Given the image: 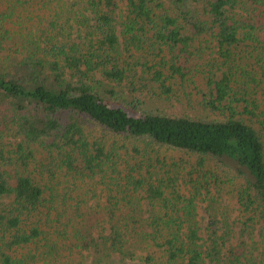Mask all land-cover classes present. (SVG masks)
Returning <instances> with one entry per match:
<instances>
[{
	"label": "trees",
	"instance_id": "16d2710c",
	"mask_svg": "<svg viewBox=\"0 0 264 264\" xmlns=\"http://www.w3.org/2000/svg\"><path fill=\"white\" fill-rule=\"evenodd\" d=\"M35 2L47 13L20 30L18 44L14 24L33 18L28 4ZM2 5L0 264H115L126 257L143 264L251 261L238 252L245 240L236 253L228 246L231 232H219L220 219L209 207L205 222L196 218L192 201L200 187L210 192V179L221 190L219 170L203 172L207 183L194 186L186 199L176 189L167 193L173 183L145 177V161L130 157L140 150L129 142L181 149L197 154L201 165L223 168L245 216L242 232L255 223L264 229V135L239 117L247 114L264 128V105L233 88L245 78L238 76V48L251 71L259 66L263 77L254 87L264 85V0ZM208 35L218 48L206 64L200 45ZM196 77L203 82L200 103L222 118L152 110L141 98H179V87L185 92ZM96 198L104 214L93 211ZM128 208L141 213L130 215ZM141 245L148 253L135 257ZM254 264H264V250Z\"/></svg>",
	"mask_w": 264,
	"mask_h": 264
},
{
	"label": "rangeland",
	"instance_id": "374dc122",
	"mask_svg": "<svg viewBox=\"0 0 264 264\" xmlns=\"http://www.w3.org/2000/svg\"><path fill=\"white\" fill-rule=\"evenodd\" d=\"M7 2L8 0H1L0 7L2 9H5L6 6H3L2 3L5 4ZM28 5V10L31 12L33 18H23L21 20V23L14 24L16 32L15 41L18 44H20V30H23L29 24L36 25V16L47 13L45 11L46 8L42 7L36 2L35 4L32 3ZM26 11L27 10H24L23 8H19L18 14L22 13L23 16H25ZM205 38L206 39L200 45L202 47L200 61L208 64L214 58L212 55L213 50L216 51L218 46L217 43L214 42V38L210 35L206 36ZM233 51L236 54L235 63H237L239 66L237 68L238 76H245V78L238 79L234 84V91L245 92V95L248 99H256L259 105H264V85H258L256 88L254 87V84H260L259 81L261 80L262 76L259 66L254 71H251V60H249L245 56L242 48H238ZM6 53L7 51L2 50L1 55H4ZM8 54L16 53L8 52ZM241 58L242 60L240 62ZM205 69L208 70L209 67L206 66ZM247 70L249 71V73L246 74ZM252 78L256 79L258 83L252 81ZM194 81L195 85H190V87H187L185 92L181 87H179L180 90L177 92L179 98H176L175 96L172 97V99H163L157 97L155 100H148L150 98L144 95H141V98L143 100L145 99V105L152 108V110L184 113L192 117L200 118H222V116L214 113L213 111H210L200 103L201 99L198 92L199 88H203V82L199 77H196V80ZM195 86L197 88H195ZM126 91L127 89H124V92ZM189 92H191L190 95L185 96V93ZM240 106H242V103L240 104ZM239 117L254 125L255 128L264 135V128L262 127V125H259V123H257L253 117L247 114H240ZM7 141L12 142V139L7 138ZM129 143L132 145H136L140 150V153L131 152L130 157L134 156L136 160L145 161V163L142 165V172L145 174V177L149 178L150 181L163 178V181L165 182L164 184L166 185H170L173 183L175 188L173 189L171 187H167V193L172 192L176 189L178 193L186 199L191 198L194 195V186H203V184L205 185L207 183H204V179L201 176L203 172L213 169L219 170L218 176H220V179L217 180L221 187V190L219 192L216 191V182L212 179H210L211 185L209 187V193L204 187H198L199 194L194 197L192 201L195 205L197 213L196 218H198L199 221L200 218H202V220L205 222L203 218H208V214L206 213L205 209L209 207V211L220 219V223L218 224L219 232H222L223 230H230L231 233L227 244L229 247H235V253L237 244L240 242V240H245L244 247L241 249V251H238L239 253L246 254L249 257L252 256L251 261L249 262L243 259L245 264H254L255 262L259 261L260 258H262V250H264V229H262L263 225L259 223L252 224L253 226H251V228H248L246 231L242 232V221L244 220L245 216H243L240 212L239 206L234 197L233 186L230 182L226 181V176L225 174H223V168L216 166L213 162H206L205 164L201 165L199 164L201 158L197 154H192L190 152L170 146H157L150 144L146 145V149L144 147V144L140 142L133 140ZM38 155V158L43 157L42 153H39ZM129 161L133 162L134 159L130 158ZM61 186H63L62 183ZM96 187L97 190L101 189L100 186ZM89 195L84 194L83 196L87 199L88 203ZM139 197H142V194H135V198H138L139 200ZM143 200L145 199L142 198L140 202H142ZM211 201H215L214 205L211 204ZM91 203H93V211L95 213H105L103 212L104 205L102 204L101 200L99 201L98 198H96L95 200H91ZM181 205L185 206L187 205V202L183 201L181 202ZM141 209L143 210L144 207H141ZM156 209V207L153 208L151 212L153 213ZM125 210L127 211V213L130 212V215L141 213V210H130L129 208L128 210ZM87 211L90 212L89 209H87ZM184 214V212H181V215ZM142 215H149V212L143 211ZM201 230L204 231V226L202 225ZM251 232L252 234L249 235V233ZM145 248L141 245L140 248L135 249V257L139 256L140 254L142 256H145L148 253L145 251ZM115 262V264H143V262L138 259L130 260L128 259V257H126L123 261L116 260Z\"/></svg>",
	"mask_w": 264,
	"mask_h": 264
}]
</instances>
